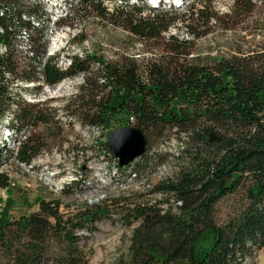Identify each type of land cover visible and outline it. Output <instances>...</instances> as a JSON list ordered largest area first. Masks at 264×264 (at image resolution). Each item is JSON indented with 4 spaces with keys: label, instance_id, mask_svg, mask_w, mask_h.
<instances>
[{
    "label": "trees",
    "instance_id": "obj_1",
    "mask_svg": "<svg viewBox=\"0 0 264 264\" xmlns=\"http://www.w3.org/2000/svg\"><path fill=\"white\" fill-rule=\"evenodd\" d=\"M43 1L0 0V124L11 110L6 128L13 137L38 124L45 126L26 135L14 154L4 144L0 162L16 156L18 162H31L41 150L45 131L60 130L50 113L23 99L30 92L28 85L40 80L54 85L82 73L71 99L72 114L91 128L121 121L145 135L144 152L128 167L142 172L157 163L159 153H149V146L167 131L173 130L188 147L194 145L193 152L188 150L192 166L156 184L162 199L134 201L123 209L125 223L138 224L132 229L126 257L118 264H253L254 255L264 248V47L254 56L220 57L205 65L191 62L187 40L171 34L160 42L165 54L157 59L139 63L133 56L107 61L95 54L74 55L63 70L57 64L59 54L46 56L43 29L30 21L50 23ZM137 1L120 0L121 6L109 10L103 0H76L69 4L67 17L53 25L73 28L91 9L146 43L162 40L175 23L199 37L193 24L205 26L217 17L208 11L207 0H198L199 5L192 4L181 14L174 9H147ZM232 2L234 8L251 4V0ZM143 8L150 13L144 14ZM103 144L110 151L107 141ZM9 185V176L0 172V188ZM65 188L61 193L79 188V183ZM238 193L243 196L239 208L218 221L219 201ZM60 205L55 199H40L36 211L18 218L10 217L9 207H1L0 264H86L78 231H93L95 221L108 215L109 209L96 204L62 213ZM207 233L211 240L200 241Z\"/></svg>",
    "mask_w": 264,
    "mask_h": 264
},
{
    "label": "rangeland",
    "instance_id": "obj_2",
    "mask_svg": "<svg viewBox=\"0 0 264 264\" xmlns=\"http://www.w3.org/2000/svg\"><path fill=\"white\" fill-rule=\"evenodd\" d=\"M191 1L194 0L186 1L176 12L181 14L190 5L200 4L198 0ZM207 2L208 11L215 12L217 17L205 26L198 27L193 24L192 29L201 33L199 37L192 36L180 23H175L169 27L162 40H147L146 43H140L122 26L97 16L91 9L84 18L82 17L81 24L73 28L63 26L55 29L49 15V24L32 18L30 21L35 27L43 29L44 44L47 42L50 52L59 54L57 64L63 70L68 68L67 55L74 56L76 53H79L78 57L82 56L81 58L95 54L107 61H116L123 55L136 57L139 63L151 58L157 59L165 54L164 45L160 42H165L171 34L181 40H187L188 59L199 64L212 65L220 57L230 59L254 56L263 50L264 0H251V4L237 8H234L232 0ZM103 4L109 10L117 6L114 1L103 0ZM43 6L46 12L44 1ZM143 9L144 14L150 13L146 8ZM46 13L48 14V11ZM84 51L86 54H81ZM91 63L93 64V61ZM94 65L99 66L98 63ZM82 79L83 74L77 73L54 85H47L40 80L36 84L28 85L30 92L22 95L26 101L38 103L40 108L50 113L52 121H59V131L58 128H55L54 134H46L48 130L45 131L43 145L35 160L59 178L74 177L79 183V188L55 194L34 176L21 172L17 166L11 164L13 158L9 157L7 161L0 162V172L4 171L10 181L8 188H0V209L7 206L10 217L18 218L36 211L40 199L58 200L62 213L75 212L85 205H105L109 214L95 221L93 231L83 230L78 231V234L88 258L86 264H118L122 257H126L132 229L138 224L136 220L130 225L125 223L123 209L134 201L154 202L162 199L163 196L155 191L156 184L192 166L193 159L188 155V150L193 152L194 145L192 148L188 147L187 143L177 140L173 130L167 131L163 138L154 139L149 146V153H159L157 163L153 161L152 166L142 172H138L133 166H117V158L106 150L103 143L107 141L109 131L123 127L125 125L122 124L125 123L113 121L105 128H91L71 113L75 109L71 99L78 91ZM38 85L39 87L34 89V86ZM10 114L11 110L5 118L8 119ZM6 123L3 120L2 125L0 124V148L5 144L8 146L6 149L14 154L19 141L23 139L12 137L5 143ZM44 127L38 124L30 132L24 131L22 135L25 137L39 133ZM212 151L210 149L202 152L209 154ZM242 202L243 196L240 193L224 197L216 206V219H226ZM210 238L207 233L200 241L209 242ZM252 262L264 264V248L257 251Z\"/></svg>",
    "mask_w": 264,
    "mask_h": 264
},
{
    "label": "bare ground",
    "instance_id": "obj_3",
    "mask_svg": "<svg viewBox=\"0 0 264 264\" xmlns=\"http://www.w3.org/2000/svg\"><path fill=\"white\" fill-rule=\"evenodd\" d=\"M75 1L76 0H44V5H45V8H47L50 20H52V22L54 23L55 21H57L60 18L67 17V16L62 17L61 15L65 14V13H66V15H68L69 14L68 13L69 12V4L73 5V3ZM107 1H110V2L114 1L117 5H121L120 0H107ZM186 1H189V0H141V1H139V3L142 4V7H146L147 9L152 8L154 10V9L160 8V9L171 10V9H177V8L181 7ZM137 2H138L137 0H131V3H137ZM53 23H52V25H53ZM70 28H72V27H70ZM55 29H56V27H55ZM53 55H55L54 52L53 53L50 52V49L47 45L46 56L49 57V56H53ZM69 57L70 56L67 55L68 66L70 64V58ZM80 57H82V56H80ZM44 61H45V53H44ZM29 85H32V84L30 83ZM5 121L7 122L8 119L5 118ZM4 137H5V141L7 143H8V140L13 137L11 135V132L7 128H6ZM24 138L25 137H23V135H21L20 137L17 138V140H21ZM11 158H13V162H15V158L14 157H11ZM17 164L18 165H15V166H17V168L21 172L34 176L35 179H37L38 181H40L41 183L44 184L45 188L49 189L51 192H53L55 194H60L61 191H63V189H65V187H68L70 184H72V182H76V180H77V179L76 180L73 179V177L59 178L58 175H55V173L53 171H50L49 169H47L46 166L39 164L38 161H36L35 159L29 163L17 161ZM8 165H10V164H8ZM25 171H27V172H25ZM3 173H4V171H3Z\"/></svg>",
    "mask_w": 264,
    "mask_h": 264
},
{
    "label": "water",
    "instance_id": "obj_4",
    "mask_svg": "<svg viewBox=\"0 0 264 264\" xmlns=\"http://www.w3.org/2000/svg\"><path fill=\"white\" fill-rule=\"evenodd\" d=\"M107 145L121 167L142 155L146 147V138L140 128L124 126L107 133Z\"/></svg>",
    "mask_w": 264,
    "mask_h": 264
},
{
    "label": "built area",
    "instance_id": "obj_5",
    "mask_svg": "<svg viewBox=\"0 0 264 264\" xmlns=\"http://www.w3.org/2000/svg\"><path fill=\"white\" fill-rule=\"evenodd\" d=\"M106 2H110V1H107V0H105ZM78 10V9H77ZM62 17H65L66 16V13L65 14H63V15H61ZM81 54H86V52L84 51L83 53H81ZM80 54L79 53H76L75 54V56H79ZM95 63H97V62H94V64ZM44 65H45V61H44ZM130 118V120H132V117H129ZM18 147H19V145H18ZM11 164H14V165H18L17 164V156H16V160H15V162H13V163H11ZM10 164V165H11ZM9 166V165H8ZM23 171V170H22ZM1 172H3V171H1ZM25 172H27V171H25ZM42 185L44 186V184L42 183ZM45 187V186H44Z\"/></svg>",
    "mask_w": 264,
    "mask_h": 264
}]
</instances>
